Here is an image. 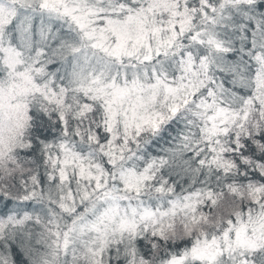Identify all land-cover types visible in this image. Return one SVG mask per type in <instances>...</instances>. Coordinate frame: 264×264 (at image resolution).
I'll list each match as a JSON object with an SVG mask.
<instances>
[{
  "label": "snow or ice",
  "instance_id": "6c2138e0",
  "mask_svg": "<svg viewBox=\"0 0 264 264\" xmlns=\"http://www.w3.org/2000/svg\"><path fill=\"white\" fill-rule=\"evenodd\" d=\"M0 264H264V0H0Z\"/></svg>",
  "mask_w": 264,
  "mask_h": 264
}]
</instances>
